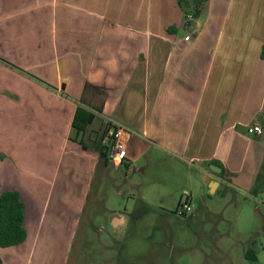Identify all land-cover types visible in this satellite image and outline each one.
Listing matches in <instances>:
<instances>
[{
  "label": "crops",
  "instance_id": "crops-1",
  "mask_svg": "<svg viewBox=\"0 0 264 264\" xmlns=\"http://www.w3.org/2000/svg\"><path fill=\"white\" fill-rule=\"evenodd\" d=\"M263 48L264 0H207L187 25L177 0H0V189L19 192L27 231L0 264H58L116 171L180 176L174 210L197 175L208 194L262 192ZM79 105L95 117L77 133ZM117 125L130 137L112 165L97 142Z\"/></svg>",
  "mask_w": 264,
  "mask_h": 264
},
{
  "label": "rangeland",
  "instance_id": "rangeland-1",
  "mask_svg": "<svg viewBox=\"0 0 264 264\" xmlns=\"http://www.w3.org/2000/svg\"><path fill=\"white\" fill-rule=\"evenodd\" d=\"M112 176L104 187L93 184L58 264H264V180L254 197L220 188L208 194L197 175L191 211L179 216L180 176L162 183L122 170ZM248 247L254 262L244 258Z\"/></svg>",
  "mask_w": 264,
  "mask_h": 264
},
{
  "label": "trees",
  "instance_id": "trees-1",
  "mask_svg": "<svg viewBox=\"0 0 264 264\" xmlns=\"http://www.w3.org/2000/svg\"><path fill=\"white\" fill-rule=\"evenodd\" d=\"M207 0H177V4L182 11L184 24H188V15L197 18L201 13L202 7ZM264 56V48L262 49ZM95 114L88 110L85 106L76 108L72 128L78 133L86 129L93 122ZM109 127H105L98 139L100 159L105 163L108 160L109 151L113 145V136H108ZM107 138L104 143L102 140ZM83 147L84 144L80 142ZM222 172L216 174L220 177ZM258 181L254 186V190L261 186L262 180L258 176ZM24 203L20 194L16 190L0 189V247H9L18 245L25 241L27 231L23 225L24 221ZM253 244V243H252ZM244 258L254 262L256 261V249L248 247L244 252Z\"/></svg>",
  "mask_w": 264,
  "mask_h": 264
},
{
  "label": "built area",
  "instance_id": "built-area-1",
  "mask_svg": "<svg viewBox=\"0 0 264 264\" xmlns=\"http://www.w3.org/2000/svg\"><path fill=\"white\" fill-rule=\"evenodd\" d=\"M192 18L191 15H188V19ZM247 132L250 133H259L260 128L256 124L248 125ZM113 136V145L109 151L108 162L112 165H118L122 163V161L126 157V146L128 138L130 137V133L121 125H117L114 127L110 133ZM106 137L102 140V143L106 141ZM185 196L179 200L175 213L179 216H186L190 211L192 204L188 198V194L185 193Z\"/></svg>",
  "mask_w": 264,
  "mask_h": 264
},
{
  "label": "water",
  "instance_id": "water-1",
  "mask_svg": "<svg viewBox=\"0 0 264 264\" xmlns=\"http://www.w3.org/2000/svg\"><path fill=\"white\" fill-rule=\"evenodd\" d=\"M209 168H210L213 172H215V173H219V171H220V168H219L218 166L214 165V164H210V165H209ZM215 186H216V180H214V181L210 184V186H209V193H212V192H213Z\"/></svg>",
  "mask_w": 264,
  "mask_h": 264
}]
</instances>
